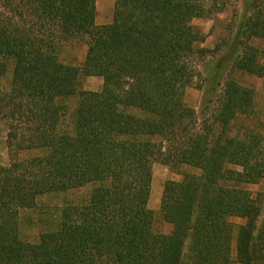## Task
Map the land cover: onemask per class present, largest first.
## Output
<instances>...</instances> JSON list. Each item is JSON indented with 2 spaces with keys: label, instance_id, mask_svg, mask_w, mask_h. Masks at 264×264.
Listing matches in <instances>:
<instances>
[{
  "label": "trees",
  "instance_id": "16d2710c",
  "mask_svg": "<svg viewBox=\"0 0 264 264\" xmlns=\"http://www.w3.org/2000/svg\"><path fill=\"white\" fill-rule=\"evenodd\" d=\"M203 15L196 0H116L99 26L97 0H0L11 157L0 166V264H264L263 199L245 188L264 181V136L233 130L254 93L228 80L212 120L186 101L205 53L191 22ZM240 30L264 41V0ZM238 43L233 67L264 77L257 48ZM80 45L78 66L66 54ZM84 77L102 90L82 89ZM157 163L182 176L163 190L169 233L149 208Z\"/></svg>",
  "mask_w": 264,
  "mask_h": 264
},
{
  "label": "rangeland",
  "instance_id": "374dc122",
  "mask_svg": "<svg viewBox=\"0 0 264 264\" xmlns=\"http://www.w3.org/2000/svg\"><path fill=\"white\" fill-rule=\"evenodd\" d=\"M203 9L204 15L195 18L191 24L195 30L203 35L204 42L199 49L205 51L204 55L196 62L197 78L194 86L187 92L186 101L194 108L201 121L213 119L223 93L224 83L233 80L239 85L251 89L254 93V113L247 118H238L233 124V130L240 133L251 131L264 136V77L247 73L233 67V59L240 52L239 41L249 43L258 50V62L264 67V41L258 39L247 40L240 30L243 18H249L257 8L261 0H196ZM116 0H97L96 24L108 25L113 21ZM238 43V44H237ZM86 48L82 45L69 48L67 59L75 64L82 65L85 59ZM221 85L218 86V82ZM82 89L92 92H100L103 88V80L97 77H84L81 80ZM77 99L69 101V105L75 106ZM8 126L0 121V166H8L11 162L7 147ZM183 170H186L185 168ZM181 172L174 171L167 166L157 163L153 169V182L149 208L155 214V228L157 232L169 233L172 227L166 224L161 217V200L164 186L168 181H180ZM254 195L259 194L262 198L261 212L256 224L255 235L264 229V181L259 184L246 185ZM91 187L81 190L71 196V200H78L87 195ZM60 205L59 199L45 200L42 204L48 206ZM36 223L40 219L37 214L33 215ZM236 225H243L244 220L232 219ZM234 258L236 247L234 243Z\"/></svg>",
  "mask_w": 264,
  "mask_h": 264
}]
</instances>
